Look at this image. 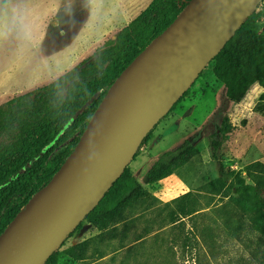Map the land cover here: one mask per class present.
<instances>
[{
    "label": "rangeland",
    "instance_id": "obj_1",
    "mask_svg": "<svg viewBox=\"0 0 264 264\" xmlns=\"http://www.w3.org/2000/svg\"><path fill=\"white\" fill-rule=\"evenodd\" d=\"M150 2L145 0L128 17L122 0H88L87 14L78 21L75 32L53 22L63 0H0V103L48 85L70 71ZM263 3L249 20L260 32H264ZM254 89L255 93H248L241 104L230 109L234 128L221 150L225 166L244 175L250 165L264 164V114L257 110L264 90ZM224 94L225 88L209 64L153 129L133 161L149 168L161 155L188 140L195 143L199 154L168 178L146 186L148 196L128 215L127 227L121 224L117 228L115 236L100 235L83 220L56 251L58 264L260 263L264 251L260 234L238 206L205 189L208 181L218 177L210 140L221 125L219 106ZM191 191L200 200V213L185 219L181 227L172 226L167 206L174 207V199ZM89 239L85 261L74 263L62 254Z\"/></svg>",
    "mask_w": 264,
    "mask_h": 264
},
{
    "label": "trees",
    "instance_id": "obj_2",
    "mask_svg": "<svg viewBox=\"0 0 264 264\" xmlns=\"http://www.w3.org/2000/svg\"><path fill=\"white\" fill-rule=\"evenodd\" d=\"M190 1L153 0L114 39L106 41L70 71L46 86L0 103V236L72 154L121 73L175 21ZM255 15L210 62L225 94L219 106L221 125L210 140L212 159L219 166L218 177L208 181L205 189L238 206L264 244V164L250 165L244 175L227 168L221 155L234 128L229 118L230 109L241 104L248 93H255V85L264 89V32L249 24ZM257 110L264 114V92ZM198 154L195 143L185 141L175 150L161 155L142 182L127 167L84 221L100 235L115 236L117 228L121 224L127 227L131 220L128 215L148 196L146 186L168 178ZM171 204L174 207L168 205L167 209L172 226L185 225V219L194 218L201 211L200 200L192 191L174 199ZM90 243V239L84 240L68 247L62 254L74 263L83 262L87 259ZM46 264H58L56 252ZM259 264H264V251Z\"/></svg>",
    "mask_w": 264,
    "mask_h": 264
},
{
    "label": "water",
    "instance_id": "obj_3",
    "mask_svg": "<svg viewBox=\"0 0 264 264\" xmlns=\"http://www.w3.org/2000/svg\"><path fill=\"white\" fill-rule=\"evenodd\" d=\"M264 0H191L121 73L78 145L0 236V264H46Z\"/></svg>",
    "mask_w": 264,
    "mask_h": 264
},
{
    "label": "crops",
    "instance_id": "obj_4",
    "mask_svg": "<svg viewBox=\"0 0 264 264\" xmlns=\"http://www.w3.org/2000/svg\"><path fill=\"white\" fill-rule=\"evenodd\" d=\"M122 1L125 3V6H126V15H128V17L131 16L130 14H132L134 10H136L139 6H141V4H143L145 2V0H122ZM152 1L153 0H151V2ZM151 2L143 10H145L151 4ZM87 7H88V0H63L62 9H61L60 13L56 17L53 18V20H54L53 22L56 25L62 24L64 26H67V28H68L69 31H75L76 32L77 29H75V26H77L78 21L80 19H82V17L87 14V11H88V8ZM140 14H141V12L138 13L135 18H137ZM134 19H132V21ZM117 33L115 35H113L111 37V39H114L115 36L117 35ZM255 87H259L260 90L261 89L264 90L259 85H255L254 88ZM246 98H247V96H246ZM132 163L136 164L131 169L132 172H133V174H134V176L137 178V180L139 182H142L145 174L150 169V167L152 166L153 163L149 166V168L146 167V169L141 168L140 166H138L137 165V161H132L129 165L131 166Z\"/></svg>",
    "mask_w": 264,
    "mask_h": 264
}]
</instances>
